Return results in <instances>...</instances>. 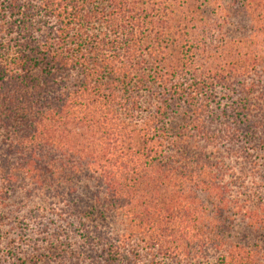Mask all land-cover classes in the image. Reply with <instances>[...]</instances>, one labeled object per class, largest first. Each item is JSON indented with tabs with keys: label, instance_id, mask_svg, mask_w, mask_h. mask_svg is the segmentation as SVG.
<instances>
[{
	"label": "trees",
	"instance_id": "1",
	"mask_svg": "<svg viewBox=\"0 0 264 264\" xmlns=\"http://www.w3.org/2000/svg\"><path fill=\"white\" fill-rule=\"evenodd\" d=\"M0 264H264V0H0Z\"/></svg>",
	"mask_w": 264,
	"mask_h": 264
},
{
	"label": "rangeland",
	"instance_id": "2",
	"mask_svg": "<svg viewBox=\"0 0 264 264\" xmlns=\"http://www.w3.org/2000/svg\"><path fill=\"white\" fill-rule=\"evenodd\" d=\"M206 37L207 38H205L204 41H203V45H205V47H209L210 48V49H208V54L210 55L209 56V60L214 61L217 58V56H218V54L215 53V51H216L215 50V48H216L215 47L216 46L215 37L211 33L208 34ZM205 47H204V50L207 49ZM213 48H214V50H213Z\"/></svg>",
	"mask_w": 264,
	"mask_h": 264
}]
</instances>
